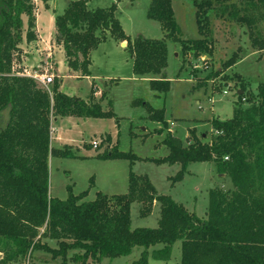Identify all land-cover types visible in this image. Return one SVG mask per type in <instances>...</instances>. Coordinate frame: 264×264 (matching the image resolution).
<instances>
[{
    "label": "trees",
    "instance_id": "16d2710c",
    "mask_svg": "<svg viewBox=\"0 0 264 264\" xmlns=\"http://www.w3.org/2000/svg\"><path fill=\"white\" fill-rule=\"evenodd\" d=\"M89 1H72L55 17V43L63 46L68 67L80 78L91 76V52L108 39L128 42L134 74H161L160 80L151 81L156 92L170 89L164 71L168 39L198 55L213 51V0L193 1L202 36L194 40L181 39L172 0H152L147 11L149 19L160 22L165 33L161 39H132L117 16L116 3L91 10ZM243 1L244 13L232 4L228 14L246 25L251 44L264 50V39L255 36L257 18L250 13L262 10L264 16V0ZM23 15L28 17L26 36L35 39L34 1L0 0V243L4 244L0 264L22 262L35 250L52 253L53 258L62 259L61 264H90L89 260L128 256L136 247L143 251L132 264H149L150 257L169 261L178 242L180 264H264V83L248 98L242 83L240 98L249 106L236 107L230 119H213L209 141L200 138L195 128L189 129L187 145L169 132L163 139L168 155L154 161L181 165L171 177L173 183L195 162H213L218 173L231 181L229 190L209 191L205 218L170 196L159 195L148 176L133 172L125 194L98 192L94 200L85 201L88 191L76 195L69 186L67 198H55L50 193V158L75 156L67 146L51 145L52 118H105L114 113L95 101L94 82L84 100L63 93L58 77L49 91L47 85L26 75L23 67L14 69L23 55ZM236 61L234 54L226 63L232 66ZM148 110L149 119L165 123V108ZM98 157L141 160L119 150ZM134 202L141 203L142 217L151 214L155 202L160 203L157 227L132 228ZM43 239L57 241L58 247L47 246ZM70 250H75L73 255Z\"/></svg>",
    "mask_w": 264,
    "mask_h": 264
},
{
    "label": "rangeland",
    "instance_id": "374dc122",
    "mask_svg": "<svg viewBox=\"0 0 264 264\" xmlns=\"http://www.w3.org/2000/svg\"><path fill=\"white\" fill-rule=\"evenodd\" d=\"M33 1L36 11V2ZM50 1L56 6L58 15L75 0ZM151 1L90 0L88 7L94 10L116 3L117 16L132 39L140 36L161 39L165 33L160 22L147 17ZM193 1L172 0L179 35L184 40L202 37L198 32ZM213 1L215 7L210 11L213 29L211 53L198 55L194 51L184 50L180 42L167 40L168 65L164 71L170 84L168 92H156L151 88V81L160 80L161 74H134L133 59L128 52L127 41L108 39L91 52V58L94 60L91 71L97 77L96 92H101L98 98L96 97V102L102 105L104 111L113 112L114 116L88 120L63 117L54 121V144L61 147L68 144L67 147L75 157L50 158V193L53 197L67 198L69 186L76 195L88 191L83 199L85 201L94 200L98 192L108 195L125 194L129 188V174L133 172L136 175L148 176L159 195L170 196L190 212L196 211L195 214L205 218L209 204L208 189L210 191L213 188H232L228 176H221L213 162L190 163L183 177L173 183L171 177L180 170V164H158L154 161L168 155L169 150L163 143L168 132L187 145L189 129L195 128L200 138L205 137L204 141H209L214 133L211 125L213 119H230L236 107L249 106L248 101L240 98L242 83L245 84L247 93L245 92L244 96L247 98L249 93L256 94L258 85L264 83V50L254 47L248 27L239 24L228 14L232 4L240 8L239 12L244 13V1ZM250 13L255 14L257 18L255 36L260 40L264 39L262 10H250ZM27 30L24 25L23 32ZM55 45V54L36 64L41 68L35 66L30 70L32 74H36L43 73L46 69L48 74L53 76V83L47 85L49 91L52 90L59 73L57 62L63 54L65 55V51L60 52L63 46L56 43ZM234 54H237V61L228 66L226 62ZM16 62L15 70H21V67L24 69L22 60ZM90 89L91 80L87 78L66 77L63 83V91L66 94L81 98H86ZM102 93H105L104 98ZM150 107L165 108V123L148 118ZM83 140L85 141L82 145L80 143ZM116 150L135 155L141 160L131 163L126 158L98 157H104ZM140 209V202L132 203V228L157 227L160 203H154L152 212L147 217L140 215ZM42 243L52 248L58 247L55 240L43 239ZM3 247L4 244L0 243V249ZM180 248L181 243H176L168 262L150 257L149 264H179ZM142 251L143 248L136 247L128 256L105 258L101 262L89 260V263L132 264L140 257ZM74 252L75 250H70L69 254L73 255ZM61 263V258H53V254L48 251L35 250L27 259L13 264Z\"/></svg>",
    "mask_w": 264,
    "mask_h": 264
},
{
    "label": "crops",
    "instance_id": "0c3cea01",
    "mask_svg": "<svg viewBox=\"0 0 264 264\" xmlns=\"http://www.w3.org/2000/svg\"><path fill=\"white\" fill-rule=\"evenodd\" d=\"M35 2H36V11H35L36 37H35V39L29 40L26 36L27 31H24L23 32V40L20 44V48L23 50L21 65L24 66L25 72L27 71L28 73H31V74H32V72H30V70H32L35 66L41 68L40 65H36V64L41 63L44 61V59L53 56V54H55V51H56L54 36L56 33L55 17L58 13L57 8L55 5H53V3H52L53 1H50V0L47 3L43 2L42 0H35ZM22 18H23V25H25V29H26V27L28 29V17H26V15H23ZM120 45L123 46V43H120ZM60 52L64 53L63 48ZM177 54L178 53H176V55ZM57 64H58V72H59L57 74V77H59L61 80L60 90L63 93H65L63 91V83H64L65 78L66 77L77 78L79 76H76L77 72L70 70V68L67 65L66 57L64 54H63L62 58L58 60ZM93 65H94V60L92 59V65L90 67V70H92ZM44 71H45V69H44ZM38 74H40V73H38ZM85 78L91 80V87H92V84H93V82L94 83L96 82L97 77L94 76L92 74V71H91V76H85V77H82L80 79H85ZM97 87H98V85H97ZM100 93L101 92H96L94 94L95 101H96V97ZM67 95H69V94H67ZM90 95H91V89H90L89 95L86 98H81V97H79V98L86 100ZM69 96H74V95H69ZM65 117H71V118H74L77 120H88V119H90V118L74 117V116H65ZM60 118H63V117L59 116L57 118H52V121H51V127H52L51 145L53 147L63 148L64 146L61 147V146H56L54 144V138L56 136H53L54 131H55V126H53L54 121H57ZM55 135H56V133H55ZM84 141L85 140H83L80 144L83 145ZM65 146H69V145L66 144ZM180 168H181V165H180ZM220 175L222 176V174H220ZM207 192H208V197H209V189ZM192 212H196V211L192 210ZM180 257H181V255H180ZM166 262H168V261H166ZM178 263L180 264V262H178Z\"/></svg>",
    "mask_w": 264,
    "mask_h": 264
},
{
    "label": "built area",
    "instance_id": "2783aa9c",
    "mask_svg": "<svg viewBox=\"0 0 264 264\" xmlns=\"http://www.w3.org/2000/svg\"><path fill=\"white\" fill-rule=\"evenodd\" d=\"M24 73L28 76H32L33 78L39 80L41 83H43L44 85H48V84H51L53 83L54 81V78L52 75H49L48 74V71L45 69V71L43 73H36V74H31V73H28L27 71ZM172 125H174L173 122H171ZM95 146H97V143H95Z\"/></svg>",
    "mask_w": 264,
    "mask_h": 264
},
{
    "label": "water",
    "instance_id": "95a60500",
    "mask_svg": "<svg viewBox=\"0 0 264 264\" xmlns=\"http://www.w3.org/2000/svg\"><path fill=\"white\" fill-rule=\"evenodd\" d=\"M125 45V43H123V46Z\"/></svg>",
    "mask_w": 264,
    "mask_h": 264
}]
</instances>
